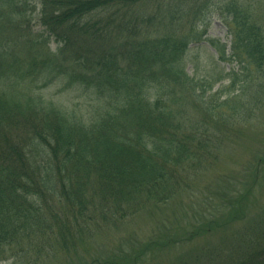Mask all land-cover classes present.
Segmentation results:
<instances>
[{"label":"trees","instance_id":"16d2710c","mask_svg":"<svg viewBox=\"0 0 264 264\" xmlns=\"http://www.w3.org/2000/svg\"><path fill=\"white\" fill-rule=\"evenodd\" d=\"M211 8L231 38L227 59L262 70V28L239 0H0V73L10 69L8 83L68 77L108 97L83 119L0 91V253L36 264L63 251L75 263L71 251L102 224L113 227L188 188V171L206 166L217 147L209 127L233 121L237 109L231 100L199 98L204 85L177 68L187 46L203 41L198 28ZM18 39L25 55L2 51ZM195 100L205 119L187 116L185 104L195 108ZM235 199L224 203V216L204 220L218 238L179 264H264V207L222 230V218L229 226L244 220ZM126 259L112 252L81 264Z\"/></svg>","mask_w":264,"mask_h":264},{"label":"rangeland","instance_id":"374dc122","mask_svg":"<svg viewBox=\"0 0 264 264\" xmlns=\"http://www.w3.org/2000/svg\"><path fill=\"white\" fill-rule=\"evenodd\" d=\"M239 1L251 7L252 16L264 35V0ZM198 29L203 41L187 46L177 68H183L190 79L204 85L199 90L202 92L199 98L210 95L209 98H218L219 103L231 100L228 104L237 107L229 114L233 121L218 129L209 127L214 134L210 137L214 138L213 144L217 146L206 156L209 163L197 169L194 175L189 170L188 188L177 192L167 202L157 206L145 204L113 227L102 224L103 227L93 231L85 242L74 249L75 252L71 251L75 263L65 252L58 251L50 257L42 256L36 264H81L112 252L123 259L128 256V259L116 264L135 261L136 264H179L193 260L201 246L218 238V231L210 237L207 221L204 220L224 216L228 212L224 209L227 200L235 197L234 205L236 209L244 210L245 217L243 222L237 220L231 226L224 224L222 218L219 221L222 230L235 229L255 213L259 214L264 207V167H258L257 162L259 157H263L264 162V68L258 70L248 64L244 67L227 59L231 38L223 20L212 8L205 13ZM181 32L185 30L181 28ZM6 35L4 33L3 36ZM15 39L17 37L12 34L8 41L10 43ZM211 41L220 49L212 47ZM221 45H225V53ZM46 48L51 53L56 50L53 43H48ZM4 50L8 54L25 55L19 39ZM217 51L222 53L224 60L219 59ZM6 71L11 73L10 69ZM7 72L0 73V91H11L16 98H40L46 105L51 104L66 114L83 119L106 106L108 97L99 96L95 89L87 88L78 81L72 83L68 77L50 80L42 77L45 84L40 79L18 78L14 85L8 83L10 74ZM195 101V108L185 104L188 107L187 116L193 120L205 119L203 104ZM25 257L22 253L13 256V253L5 251L0 253V264H26L28 259Z\"/></svg>","mask_w":264,"mask_h":264}]
</instances>
